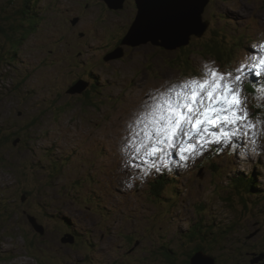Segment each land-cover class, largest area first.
I'll list each match as a JSON object with an SVG mask.
<instances>
[{"label": "rangeland", "instance_id": "374dc122", "mask_svg": "<svg viewBox=\"0 0 264 264\" xmlns=\"http://www.w3.org/2000/svg\"><path fill=\"white\" fill-rule=\"evenodd\" d=\"M124 2L121 10L102 0H0V24L17 26L8 16L18 11L21 25L9 33L19 42L16 52L0 35V264H182L193 248L182 237L194 226L218 239L203 251L214 264H252L255 247L264 245V202L245 205L228 186L242 174L256 183V197L264 195V130H236L247 141L245 149L236 145L239 157L201 161L203 134L187 160L178 154V136L180 175L162 190L176 194L169 207L149 189L155 168L141 165L150 155L135 117L169 83L199 77L205 65L227 72L264 44V0H209L205 31L175 49L124 43L136 17L134 0ZM26 11L35 20L25 22ZM212 43L230 47V57L205 53L201 46ZM89 79L96 89L68 93ZM260 113L250 118L264 121ZM183 143L194 149L191 139ZM252 148L259 154L249 156ZM39 161L40 173L32 167ZM49 161L62 165L48 171ZM206 161L214 166H199ZM258 209L263 213L252 216ZM192 243L204 245L198 237ZM162 247L173 254L160 256Z\"/></svg>", "mask_w": 264, "mask_h": 264}, {"label": "snow or ice", "instance_id": "6c2138e0", "mask_svg": "<svg viewBox=\"0 0 264 264\" xmlns=\"http://www.w3.org/2000/svg\"><path fill=\"white\" fill-rule=\"evenodd\" d=\"M185 26L178 14L146 12L139 21L141 34L149 32L161 38H179ZM264 44L251 50L243 62L227 72L205 65L199 77L169 83L151 96V100L138 110L135 123L144 138L147 154H163L182 138L179 147L181 160H187L194 149L183 143L192 134H203L210 143H227L235 130H251L256 135L257 124L264 130V121H253L247 108L243 85L250 77L264 81ZM255 83V81H253ZM257 92H264L261 85ZM245 134L247 132L245 131ZM188 152V155L185 153ZM157 171L160 169L157 168ZM147 175V173H145Z\"/></svg>", "mask_w": 264, "mask_h": 264}, {"label": "trees", "instance_id": "16d2710c", "mask_svg": "<svg viewBox=\"0 0 264 264\" xmlns=\"http://www.w3.org/2000/svg\"><path fill=\"white\" fill-rule=\"evenodd\" d=\"M18 16H19V14H18V11H15V12H13L12 14H9V18H16V22H17V26H11L9 29H7V28H4L3 26H2V24H0V35H4V36H6L8 39L10 38V40L12 41L11 43H13L12 45V47H11V49H12V51H14V52H16L18 49V46H19V42L18 41H16L15 43H14V38L13 37H11V35H9V33H11L12 35H14V29H17V30H20V28H21V25H20V21H17V18H18ZM35 18H36V16L34 15H30L29 14V12H25V13H23V20L25 21V22H30V20H35ZM3 20V19H2ZM33 22V21H32ZM22 35H20V37H21ZM19 37V38H20ZM19 38H18V40H19ZM22 38V37H21ZM216 38V37H215ZM214 41H218V39L217 40H215L214 38H212ZM224 44H225V42L224 41H222ZM216 45L215 43H212V44H207V45H205V47L204 46H201V48L203 49V50H206V52L205 53H209V54H215L216 55V57H217V59H221V57H223L224 59L225 58H228V57H230V55H231V50H229L230 49V47H228V49L226 48V49H223V50H221V49H217V47L215 46V47H213V46H211V45ZM227 47V46H226ZM0 50H1V52H0V57H1V55H4L3 53H5V51L2 49V48H0ZM223 51H226V52H224V53H220V52H223ZM1 60V59H0ZM92 83H90V85L88 86V89H91V90H94V89H96V84H95V82H93L91 79H89ZM254 107H256V106H254ZM256 109H258V108H256ZM261 111V110H260ZM262 112H263V110H262ZM35 124V122H31L30 124H29V127L30 126H33ZM166 159V158H165ZM209 159H211V158H209ZM5 161V159H0V164L1 163H3ZM168 160H166V162H167ZM42 162L41 161H39V163H34L35 164V166H36V168H34V166H33V164H32V167H33V169L36 171V172H41V169H44V165H40ZM6 165V164H5ZM22 167H25V162L24 161H22ZM51 165V166H50ZM61 165H62V162H58V161H49L48 162V167L49 168H47L48 169V171L49 170H52V169H54V170H57V169H59L60 167H61ZM40 166H41V168H40ZM212 166H214V165H212ZM40 168V169H39ZM30 170H32V168L30 169ZM237 174H241V173H237ZM236 175V174H235ZM177 176H176V174H174V172H173V169H172V167H171V163H169L168 162V169L167 170H163L161 173H158V172H156L155 174H154V177H153V180L150 182V191H151V193L153 194V195H156L157 196V198H158V200L160 201L159 202V204L161 205H170L174 200H175V198L174 197H172L171 195H168L167 197L164 195V193L162 192V190L164 189V188H166L165 186L166 185H168L167 184V181L168 180H173V179H175ZM234 179H235V181L233 182V184L232 183H230L229 184V188H230V190H232V191H234V193L233 194H236L235 196H238L237 198H241L242 199V202H244L245 203V205L247 204V205H251V206H253V208L254 207H256V206H258V204L259 203H263L264 202V195L260 198V197H256L257 196V193H258V190H255L256 189V183H254V181L253 180H250V179H248V177H245L244 175H236V176H234L233 177ZM152 188V189H151ZM22 192V191H21ZM27 194V192H24V195H26ZM174 195L173 196H175L176 197V195H175V193H173ZM172 198V199H171ZM173 198H174V200H173ZM173 200V201H172ZM3 203V202H2ZM2 203H0V208L3 210V211H5L4 210V207H5V205H2ZM170 207V206H169ZM252 213H253V215L252 216H254V214H261V213H263L262 211H259V209L257 210V211H252ZM257 216V215H256ZM255 217V216H254ZM201 229H199V227L198 226H194L192 229H190V231L189 232H187V237H185V236H183L182 237V239H183V243L185 242V243H187V242H190V244L191 245H193V248H192V251L191 252H189L188 254H185V257H186V259L182 262L183 264H190V259L194 256V254L195 253H197V252H199V251H204L205 250V244H207L208 243V247H207V250H209L210 248L211 249H213L214 247V244L218 241V239L216 240V239H213V238H208V236H204L203 237V235H201L202 233H201ZM73 233V232H72ZM74 234V237H72V239H74V243H75V245H77L78 243L77 242H79V239H78V237H77V235L75 234V233H73ZM195 237H198L199 238V240L204 244V245H202V246H197V244H194V243H192V241L194 240V238ZM208 238V239H207ZM75 241H77V242H75ZM184 243V244H185ZM241 247V246H240ZM203 249V250H202ZM243 249V248H242ZM255 250H256V255L257 254H260V253H264V245H261L260 246V248L258 249L257 247H255ZM159 252H160V256H163L164 258H166L167 259V257L169 258L170 257V255L171 254H173V253H171L170 252V250H168V247H162V248H160V250H159ZM195 252V253H194ZM211 257V256H210ZM235 257V256H234ZM212 258V257H211ZM215 260V259H214ZM233 262L235 263L236 262V259L234 258L233 259ZM214 263H215V261H214ZM227 263V261H225V264ZM237 264H240V263H237Z\"/></svg>", "mask_w": 264, "mask_h": 264}, {"label": "water", "instance_id": "95a60500", "mask_svg": "<svg viewBox=\"0 0 264 264\" xmlns=\"http://www.w3.org/2000/svg\"><path fill=\"white\" fill-rule=\"evenodd\" d=\"M102 1L111 9L121 8L124 2V0ZM136 2L138 4V12L134 23L130 27L129 32L123 41L127 44L151 42L152 44L165 49H175L187 45L189 42L188 37L191 34L200 37L208 25L207 23L202 24V14L209 0H136ZM149 11L158 14H178L185 22L182 35L179 38H161L159 35L149 32L141 34L139 21L142 15ZM80 83L83 87L76 90V84L68 90V93L72 94L74 92H82L86 87V83L82 81H80ZM29 223L32 225L35 232L40 235L43 234V228L34 223V219H29ZM68 242L72 243L70 240ZM258 260L259 259H256L253 262H257ZM190 264H214V260L213 258L205 255L202 251H199L190 259Z\"/></svg>", "mask_w": 264, "mask_h": 264}, {"label": "flooded vegetation", "instance_id": "af4514ba", "mask_svg": "<svg viewBox=\"0 0 264 264\" xmlns=\"http://www.w3.org/2000/svg\"><path fill=\"white\" fill-rule=\"evenodd\" d=\"M125 3V2H124ZM124 3H123V5H122V7L120 8L121 10L122 9H124V6H126V5H124ZM121 10H117L116 12H122ZM75 20H78V18L76 19L75 18ZM74 21V20H73ZM30 25H32V23L30 24ZM29 28H31V27H29ZM24 31H26L27 32V30H24ZM83 35V34H82ZM125 35V34H124ZM122 39V38H121ZM119 41L121 42V40L119 39ZM119 41H117V44L118 43H120ZM111 52H112V49H110L107 53L109 54H111ZM241 248H243V249H248L249 248V245H247L246 243H242L241 244ZM204 253V252H203ZM241 255V254H240ZM261 258V259H260ZM256 259H259V260H264V253L262 254V253H260V254H257L256 255V252H254L253 253V258L250 260V263H252V264H254V263H257V262H253V261H255ZM264 262V261H263ZM183 264V263H182Z\"/></svg>", "mask_w": 264, "mask_h": 264}, {"label": "bare ground", "instance_id": "6f19581e", "mask_svg": "<svg viewBox=\"0 0 264 264\" xmlns=\"http://www.w3.org/2000/svg\"><path fill=\"white\" fill-rule=\"evenodd\" d=\"M134 3H135V9H136V14H137V12H138V4H137V2H136V0H134ZM210 3V2H209ZM114 12V11H113ZM204 13V12H203ZM77 20H74L73 21V23H75ZM80 21V20H79ZM202 23H207V24H209L208 23V21H206V20H204V21H202ZM199 30V29H198ZM110 36V35H109ZM236 141H239V137L236 139ZM195 253V252H194Z\"/></svg>", "mask_w": 264, "mask_h": 264}]
</instances>
